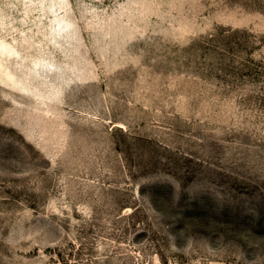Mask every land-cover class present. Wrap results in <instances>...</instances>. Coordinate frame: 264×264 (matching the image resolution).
<instances>
[{
    "label": "rangeland",
    "instance_id": "374dc122",
    "mask_svg": "<svg viewBox=\"0 0 264 264\" xmlns=\"http://www.w3.org/2000/svg\"><path fill=\"white\" fill-rule=\"evenodd\" d=\"M0 264H264V0H0Z\"/></svg>",
    "mask_w": 264,
    "mask_h": 264
}]
</instances>
